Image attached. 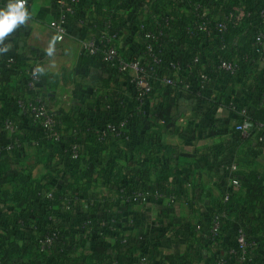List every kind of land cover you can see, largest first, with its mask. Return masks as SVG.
<instances>
[{"label":"crops","instance_id":"crops-1","mask_svg":"<svg viewBox=\"0 0 264 264\" xmlns=\"http://www.w3.org/2000/svg\"><path fill=\"white\" fill-rule=\"evenodd\" d=\"M7 1L0 0V5ZM26 1L32 18L0 44V48H8V51L0 52V147L36 130L33 121L16 109V100L21 97L44 100L49 112L67 128L66 131L73 127L79 129L76 126L92 128V125L97 126L108 118L117 120L129 112L135 100L128 78L132 74H113L97 68L95 63L83 57L81 42L97 34V31H91L89 23L111 16L118 34L114 43L122 57H141L142 35L133 23L152 16L148 6L139 0H79L76 14L70 16L66 23L67 34L58 43L49 25L59 13L55 0ZM229 1L224 0L225 3ZM181 3L183 7L178 15L183 17L190 13L189 3L187 0ZM222 17L221 9L210 15L214 22ZM229 45L236 54L242 47L238 36H234ZM166 49H176L184 54L185 51L188 53L189 46L181 39L179 30L174 29L167 37ZM199 49L190 54L207 47L200 44ZM10 54L18 61L6 67ZM236 54L229 61L232 72L214 77L204 98L181 90L157 88L149 99L147 113L167 103L175 107L173 119L187 116V126L179 127L173 123L166 129L159 124L158 144L151 148L153 154L140 150V145L147 142V133L152 130L153 123L148 121L146 114L141 129L134 130L130 140L111 137L102 150L91 148L88 135H81L77 159L63 155L56 146L48 143H24L21 147L24 158L10 161L9 174L17 175L23 166L28 165L34 181L51 176L52 191L61 190L69 202L72 201L74 193L71 188L74 187L85 188L90 193L99 194L105 201L109 200V207L116 217L117 233L106 235L102 246L114 263L209 264L217 255L229 261L226 250L233 243L238 228H243L249 238L264 239V231L252 235L248 230L255 218H264V198L255 203L250 213L243 208L236 211L230 203L219 237L211 240L207 234L208 222L217 204L223 196H233L237 192L230 183L232 179L241 184L246 182L248 174L254 173L264 180V131L260 135L255 130V124L259 122L250 121L244 125V134L237 132L235 128L241 124V118L229 106L231 92L240 91V105L247 109L249 116L261 117L260 110L264 112V62L258 56L251 62V70L240 71ZM32 68L37 70L39 80L35 90L29 91L26 82ZM188 74L186 72L185 76ZM91 77L94 82L90 81ZM100 93L106 94L113 103L109 114L104 112L107 96ZM4 118L12 121L13 133L4 131ZM260 137L262 141H259ZM154 164L156 168L148 180L140 177V172H133ZM233 164L237 171L232 177L227 167ZM89 166H93V170L87 174ZM165 173V177L159 178ZM122 182L149 192L159 191L165 197L124 205L117 201ZM11 188V185L0 184V216H12L23 210L1 196L3 190ZM169 197L173 202H169ZM70 206L67 215L57 213L55 206L52 208L54 224L61 228L72 246L59 264H101L93 254L95 237L80 229V224L93 212L100 214L102 210H91L81 198H73ZM6 220H0V234L6 239H17L22 253L25 252L24 257L14 258L7 264H51L45 257L34 254L39 233L33 221L22 228H14L8 226ZM197 226L201 229H196ZM9 230H12L10 234ZM255 257L252 264L257 261L264 264V253Z\"/></svg>","mask_w":264,"mask_h":264},{"label":"trees","instance_id":"trees-1","mask_svg":"<svg viewBox=\"0 0 264 264\" xmlns=\"http://www.w3.org/2000/svg\"><path fill=\"white\" fill-rule=\"evenodd\" d=\"M182 1L184 0H139V2L148 6L152 16L148 17L145 20H134L133 25L135 29L141 35H143L144 31L155 33L161 32L162 34L160 45L163 52L162 55L164 62L162 67L158 69V77H161L164 74L168 73L166 64L173 59L180 66L181 85H189V93L194 95L195 97H206L208 95V86L203 91L197 87V83L200 80L199 73L202 72L204 74H207L210 77V80H212L214 77L226 74V72L219 70V62L222 60L229 62L231 56L236 54L230 50L229 45L230 40L234 36L239 37V43L242 46L240 51L237 53L238 67L240 71L251 70V62L258 56L264 62V38L259 44H257L255 40L259 32L264 33V15H261V12L264 11V0H230L229 3H225L224 0H187L189 3L190 13H188V15L180 17L178 15V12L179 9L183 7V3H181ZM206 7L207 11L205 10ZM219 9L223 11V17L219 21H223L226 24V32L223 34V38L225 40V46L223 50L220 49L222 45L221 38L214 30V24L217 21L214 22L210 18V15L216 13ZM75 14L76 12L68 15L66 17V23L69 17ZM198 18H202L203 20H206L208 22L210 33L209 37L204 34L198 33L195 29H193V24ZM82 23H85V21L83 20ZM109 23L111 31L117 32L114 24L115 20L111 16H106L98 22L93 21L88 25L92 29L91 31L93 33L96 31L97 33H99L103 31L104 26ZM141 27L143 28V30L141 29ZM174 29L179 30V32L181 33V39L185 40L186 44H188V53L185 51L184 54H180L176 51V49H166L167 37L172 34V31ZM200 44H204L207 47L206 50L211 53H207L206 50H203L201 52H196V54L193 55L190 54L191 51H200ZM140 53L141 55L144 53L143 46H141L140 48ZM194 56H198L199 58V64L197 65L192 64V59ZM83 57L89 62L95 63L96 67L101 69L102 71H108L113 74H116L118 72L110 64L103 62L100 52H98L93 57H86L84 55ZM9 59H13V63L8 65L7 61ZM17 61L18 60L14 55H8L6 60V67H10L11 65L16 64ZM186 72L189 73V76L187 77L185 76ZM90 81L94 82V78L91 77ZM159 87V82H154L152 84V90L150 94L143 99L142 106H140V102L135 99L131 110L129 112L123 113V115L119 116L117 120L108 118L105 121L99 123L97 126L92 125V132L88 133V141L91 148L97 151L102 150L105 146V143L109 142L107 140H109L111 137H115L114 135H110L107 139L102 141L99 140L94 134L93 131H95L97 128L103 127L105 123L109 122L112 124H118L119 121L127 117L129 113L132 114V118L128 120V123L132 125V130H127L125 132L127 135L130 134L128 138L130 140L132 138L133 131L141 129L143 119L147 114L148 121L153 123L152 126L150 125L152 130L147 133V142L140 145V150L143 153H148L150 155L153 154L152 149L158 144L159 128H161L159 127V124H162L163 128H171L173 126V117L175 113V107L167 103H163L161 106H157L152 111V113H147L150 106L149 99ZM196 90L200 91L199 95H196ZM100 94L102 96L106 95L102 93ZM107 100L108 102L104 106V112H107V114H109L110 111H106V106L108 105L111 109L114 106L112 105L113 103L109 101L108 96ZM118 107L119 105H117L116 108ZM240 108H244V106L240 105L239 103L236 105L235 111L238 112ZM143 112L145 113L143 114ZM19 113L21 115L29 117L31 121H33V119L28 114H24L21 112ZM247 115L250 121L261 123L264 129V112L262 110H260V118H258L257 115H255L256 117L249 116L248 111ZM6 119L9 118H4L2 121ZM57 122L63 130L67 129L63 127L58 120ZM68 126H72V124L68 123ZM76 127L82 128L80 126ZM72 129H74V127ZM262 133H260V135ZM12 141L13 143H18V146H14L12 150L7 151L5 149H2L3 147H0V184L11 185L12 187L9 191L3 190L1 192V196L4 198V200L15 203L17 207L23 208V210L20 213L12 216H0V220L2 221L4 218H7L8 220H6V224L14 228H22L24 226H27L29 222L33 221L34 227L39 233V238L34 245V254L38 257H45L51 262V264H59L68 253V251L72 248V246L71 243H68L66 235L61 230V228L54 224L55 216L52 208L55 206L58 208L57 213H60L61 215H67L71 209L70 205L73 201V198H81L86 201L88 206L91 207V210H102L100 214H98L97 212H93L90 217L86 218L80 224V229L88 232L90 237H95L96 247L93 251V254L99 261H101V264H118L117 262L114 263V261L106 253L105 248L102 246V240L106 235H115L117 233L116 226L112 230H106L101 226V224H106V221L109 217H113L116 220L114 212L109 207V200L105 201V199L100 197L99 194L92 192L90 193L85 188L74 187L71 188L74 194L72 201L69 202L67 201L68 197H66L65 193L61 192V190L52 191L53 189L50 186V181L52 179L51 176H44L42 179L34 181L31 178V166L28 165L23 166L17 175L13 176L9 174V170L11 167L10 161L12 159L22 160L24 158L23 156H21V147L24 143H27L28 145H40L42 143H48L53 145L54 147L56 146L58 151L63 155L70 157L67 152H65L68 149L69 142L67 140H62L61 143H55L47 139L46 137L41 136L37 130L28 132L23 138L18 137L16 139H13ZM92 167L93 166H89L87 174H89L91 170H93ZM155 168L156 166L154 164L148 167L143 166L141 168L134 169L133 172L137 174L138 172H140L139 176L143 179L148 180L153 174ZM166 174L167 173H165L164 175H160L159 178L165 177ZM234 175L235 173H232L231 176L233 177ZM122 183L126 184L127 194L141 189L140 187H137L128 182ZM233 189H235L237 192L233 196L230 195L226 203H222V201H220L217 204V208H215V212L212 214L221 215L222 223L227 220L230 203L233 204L236 211L240 210V208H243L245 209L246 213H250L254 209L255 203L261 202L264 198V180L260 179L254 173L248 174V176L246 177V182H242L239 188ZM142 191L148 194L147 201L153 199L152 191ZM47 193L51 194L50 198L45 197ZM123 197L124 195H120L119 192H117V201L124 204ZM139 203L144 202L136 201L132 204ZM132 204L125 203L124 205ZM101 207L103 209H101ZM248 230L252 235H255L257 231H264V218H255L249 224ZM11 232L12 230H9V234ZM46 236L53 237L52 244L48 249L41 250L40 241ZM255 239L258 241L259 246L253 252V254L257 255L264 253V239ZM231 246L232 243L228 248H230ZM119 247L120 246H118V248ZM23 253L20 244L17 242V239H6L5 236L0 234V258L2 260V264H7L14 258L24 257L25 255ZM256 264L263 263H261V261H257Z\"/></svg>","mask_w":264,"mask_h":264},{"label":"built area","instance_id":"built-area-1","mask_svg":"<svg viewBox=\"0 0 264 264\" xmlns=\"http://www.w3.org/2000/svg\"><path fill=\"white\" fill-rule=\"evenodd\" d=\"M190 1V0H189ZM8 2V1H7ZM1 4L0 7L6 5ZM58 7V16L55 17L49 23L50 28L55 33V38L58 43H60L67 34L66 27V17L77 11V6L79 0H55ZM28 2L26 1V6ZM261 15H264V11L261 12ZM194 28L198 33L204 34L207 37L210 36L209 25L206 20L198 18L194 24ZM143 30V28L141 27ZM214 30L221 38V50L224 49V38L223 34L226 32V24L223 21H217L214 24ZM162 37L161 32L155 33L150 31H144L142 35V46L144 53L142 56L133 55L129 59L125 60L118 48L115 45V40L118 38L117 32L111 31L110 23L104 26V30L97 33L95 36L85 38L81 42L82 54L86 57H93L98 52L101 53L103 62L110 64L114 67L119 73L132 74L129 75V83L133 87L135 92V99L140 102V106L143 105V99L146 98L151 90L152 84L154 82H159L160 86L164 88H169L170 90H181L185 94H190L189 85H181L180 82V66L173 59L170 60L166 66L168 73L164 74L161 77H158V69L163 65V52L160 45V39ZM263 39V34L259 32L256 37L258 43ZM8 65L13 63V59L7 61ZM192 64H199L198 56H194L192 59ZM219 70L224 72H232L233 67L230 62L220 61ZM199 82L197 87L200 90H204L208 84L211 82L210 77L207 74L202 72L199 73ZM38 72L35 68H32L29 71L27 77V87L29 91H33L36 88V83L38 82ZM200 91L196 90V95H199ZM240 91H232L230 94V107L235 110L236 105L239 104ZM16 109L24 114H28L35 124V129L40 133L41 136L46 137L47 139L55 142L61 143L62 140H67L69 142L68 149L65 151L67 154L76 159L79 152V137L81 135H88L91 131V127L86 128H75L70 131L63 130L58 124L56 118L49 112L46 103L39 97H21L16 100ZM112 109L107 105L106 111H111ZM107 113V112H106ZM145 112H143L144 114ZM238 114L241 118V124L236 126L235 130L240 133H245L244 125L249 123V117L247 115L246 108H240ZM132 118V114L129 115L123 120L119 121L118 124L105 123L101 128H97L94 134L99 140H105L110 135L115 137H123L128 140L130 134H126L127 130H132V125L128 123V120ZM173 123L179 127L187 126V116L180 115L173 119ZM2 127L4 131L13 133L14 125L12 121L6 119L2 121ZM255 130L258 133L264 131L263 125L261 123L255 124ZM259 141H262V137L259 138ZM14 146H18V143H13L9 140L8 144L3 146L2 149L7 151L12 150ZM227 171L231 174L237 171V166L235 164L227 167ZM233 188H239L240 184L236 179H232L230 182ZM120 195H124L123 201L124 204H132L136 201L146 202L148 194L141 189L136 190L135 192L127 194L126 184L122 183L119 190ZM152 196L154 200H160L163 197V193L159 191H153ZM46 198H50L51 194L47 193ZM229 195H225L222 198V203L228 201ZM169 202H173V198L169 197ZM106 230H112L116 226V220L113 217H109L106 221V224H101ZM196 229L200 230L201 226H197ZM222 231V216L214 214L210 217L208 222L207 234L211 240H216ZM53 241V237L46 236L40 241L41 250L48 249ZM259 243L255 238H249L242 228H238L235 231L234 241L232 246L227 249L226 254L229 256L230 260H225L221 255L215 256L212 262L209 264H252L256 259L253 252L258 248ZM264 250V242H263ZM0 264L2 260L0 258Z\"/></svg>","mask_w":264,"mask_h":264},{"label":"clouds","instance_id":"clouds-1","mask_svg":"<svg viewBox=\"0 0 264 264\" xmlns=\"http://www.w3.org/2000/svg\"><path fill=\"white\" fill-rule=\"evenodd\" d=\"M31 13L26 7V0H8L5 6L0 7V44L20 25L31 19ZM8 51L7 46L0 48V52Z\"/></svg>","mask_w":264,"mask_h":264}]
</instances>
